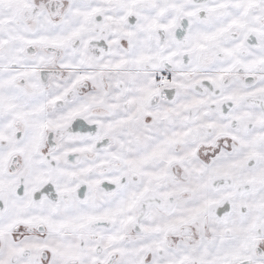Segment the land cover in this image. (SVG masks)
<instances>
[{
	"label": "snow or ice",
	"instance_id": "1",
	"mask_svg": "<svg viewBox=\"0 0 264 264\" xmlns=\"http://www.w3.org/2000/svg\"><path fill=\"white\" fill-rule=\"evenodd\" d=\"M0 264H264V0H0Z\"/></svg>",
	"mask_w": 264,
	"mask_h": 264
}]
</instances>
